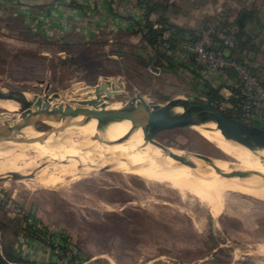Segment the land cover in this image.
<instances>
[{
    "label": "rangeland",
    "instance_id": "1",
    "mask_svg": "<svg viewBox=\"0 0 264 264\" xmlns=\"http://www.w3.org/2000/svg\"><path fill=\"white\" fill-rule=\"evenodd\" d=\"M174 1L176 13L170 17L183 29L201 35L212 28L230 33L229 28L236 29L246 12L257 19L248 20L245 28L247 32L257 28L253 43L264 41V0ZM61 4L62 0H51L12 8L0 3V84L58 104L81 107L103 99L107 104L126 102L136 96L166 102L161 95L193 94L192 84L204 89L205 83L212 85L213 73H224L192 64L178 67L179 77L143 66L132 56L125 60L141 75L131 71L86 74L69 70L64 62L74 61L77 66L100 56L122 60L120 53H131L148 63L149 55L141 36L131 30L104 29L90 34L86 29L91 24L89 18L76 23L75 14L59 22L51 13ZM85 4L88 12L92 6L100 9L103 5L85 2L81 6ZM70 7L76 12L80 5ZM187 47L196 60L193 46ZM228 49L223 53L232 57L226 53ZM172 53L170 50L168 54ZM257 58L263 65L264 54ZM243 64L255 70L250 60ZM236 78L240 94L233 92L235 96L227 95L228 88L212 85L224 98L219 107L264 127V113L254 111L249 97H244L242 80ZM114 80L125 87L111 91L109 84ZM5 113L11 122L20 118L0 107V125L9 123L2 116ZM157 141L186 153L222 157L191 129L161 133ZM86 177L55 189L28 187L26 180L0 182V244L14 258H6L8 263L264 264V200L231 193L226 196L224 210L214 217L198 200L183 199L164 184L118 169Z\"/></svg>",
    "mask_w": 264,
    "mask_h": 264
},
{
    "label": "bare ground",
    "instance_id": "2",
    "mask_svg": "<svg viewBox=\"0 0 264 264\" xmlns=\"http://www.w3.org/2000/svg\"><path fill=\"white\" fill-rule=\"evenodd\" d=\"M27 96L33 98L34 95ZM38 97L45 98L41 95L36 98ZM143 99L151 107L166 105V102L158 101L153 97H143ZM52 104L58 103L52 101ZM104 104L106 110L117 109L123 105L121 102ZM0 107L8 112L17 109L15 103L2 100H0ZM93 110L103 109L97 106ZM2 116L11 124L17 122H11L7 113ZM49 126L50 128L44 134L37 132L33 127H28L21 134L26 140L0 144V178L20 172L30 174L31 170L39 169L46 161L48 165L32 178L26 179L28 185L25 184L28 187L55 189L72 180L99 172L95 167L100 164H113L121 158L139 160L152 155L156 158L137 166L121 164L118 170L124 174L136 175L148 182L164 184L179 192L183 199H196L208 208L214 217L219 216L224 210L226 196L231 193L264 200V180L260 177L242 180L222 176L217 174L209 164L194 157V167L182 165L169 157L162 156V149L153 143H143V134L140 129L133 134L127 145L108 146L92 140L96 131L95 121L85 126H63L62 124H49ZM189 128L221 153L222 157H211L212 163L219 169L225 172L243 170L251 174L264 175V151H253L231 140L215 124ZM130 129L129 121L115 124L105 133V137L109 140H117L127 134ZM175 152L179 155L186 154L180 150ZM79 157L81 159L77 162L67 164L56 162V159Z\"/></svg>",
    "mask_w": 264,
    "mask_h": 264
},
{
    "label": "water",
    "instance_id": "3",
    "mask_svg": "<svg viewBox=\"0 0 264 264\" xmlns=\"http://www.w3.org/2000/svg\"><path fill=\"white\" fill-rule=\"evenodd\" d=\"M246 18L247 14L243 13L238 21L239 24H243ZM215 48L219 49V45L215 46ZM142 63L146 67L149 66L144 60H142ZM28 94L7 84H0V100L15 103L17 109L10 113L20 117L14 124L0 125V144L26 140L21 134L28 127H33L37 132L44 134L50 128L49 124L85 126L95 121L96 131L92 136V140L101 144L108 146L127 145L133 134L140 129L143 134V143H153L162 149V156L169 157L182 165L194 167V157L209 164L217 174L222 176L242 180L257 176L264 180V175L251 174L248 171L231 170V172H225L212 163L210 156L186 152V154L179 155L175 152L177 150L170 149L157 141V136L167 131L190 129V126L215 124L231 140L253 151H264V127L231 115L228 111L213 104L206 96L180 93L179 95L168 97L166 105L163 107H151L142 96H136L129 101L121 102L123 105L120 108L106 110L105 101H92L88 105L80 107L61 103L52 104V101L47 98H36L39 95H34L32 98L27 96ZM97 106H101L103 110H93ZM125 121L131 122V129L127 134L117 140H109L105 137V133L111 126ZM38 125L43 127L40 129ZM155 158L152 155L145 156L139 160L121 158L116 163L100 164L95 169L99 172H107L118 169L121 164L137 166ZM80 159V157L56 159V162L67 164L77 162ZM47 165L48 162L45 161L39 169L31 170L30 174L13 173L7 177L0 178V182L32 178Z\"/></svg>",
    "mask_w": 264,
    "mask_h": 264
},
{
    "label": "trees",
    "instance_id": "4",
    "mask_svg": "<svg viewBox=\"0 0 264 264\" xmlns=\"http://www.w3.org/2000/svg\"><path fill=\"white\" fill-rule=\"evenodd\" d=\"M137 9L143 11V20L140 22L133 20L134 26L132 33L141 36L142 40L146 43L145 50L148 53V64L152 69H160L161 72L173 74L175 76H179L177 69L178 67H185V63H177L175 61V52L179 51L183 48V50H187V45H194L197 41L202 37L199 31L186 30L179 26L177 23H174L171 20L170 14H175L176 9L174 0H135ZM1 3L8 4L10 7L16 6H35L33 2L26 0H0ZM246 13V12H245ZM249 16H253L251 13H246ZM155 17V21L152 18ZM251 19V18H250ZM251 21V20H250ZM156 23L161 26V28H155ZM237 25V24H236ZM238 25L235 29L234 26L230 27V33L234 32L236 35V41L233 47L228 50L231 53V56L238 60L241 63L244 61L241 59V54L248 49V51H254L255 45L253 44L252 34L247 32L244 28H240ZM169 32L170 36L168 38H164V33ZM169 45V47L167 46ZM183 45H186L183 47ZM172 51L173 55H169V51ZM187 52V51H186ZM188 54L190 56L189 61L196 65L195 57H193L189 50ZM123 57L122 60L117 58H111L108 56H100L93 59H89L82 64H78L75 66L74 61L64 62L65 66L69 70H79L83 71L86 74H92L93 72H99L102 70H107L109 72H122V71H131L135 74L141 75L137 69L133 68L125 59L129 57H133V59L139 60L141 63V58L135 54H125L120 53ZM166 62V64H165ZM143 64V63H142ZM143 66H145L143 64ZM253 70V69H252ZM157 71V70H156ZM256 73V70H253ZM144 76V75H143ZM180 77V76H179ZM109 87L111 91H119L124 88V84H121L119 81L114 80L110 81ZM191 91L193 94L188 95H203L208 97L213 104L219 107V104L223 102L224 98L220 94L219 89L212 87L209 83L204 84V89H202L199 85L192 84ZM181 93V92H178ZM162 98L167 99L172 95H161ZM105 98V97H103ZM105 99H103L104 101ZM238 101H234L237 104ZM9 259L14 261L12 258L11 251L6 249L0 244V264H10L8 263Z\"/></svg>",
    "mask_w": 264,
    "mask_h": 264
},
{
    "label": "crops",
    "instance_id": "5",
    "mask_svg": "<svg viewBox=\"0 0 264 264\" xmlns=\"http://www.w3.org/2000/svg\"><path fill=\"white\" fill-rule=\"evenodd\" d=\"M33 2L36 5H42L45 2H50L51 0H26ZM87 3H96V4H103L102 8L98 9L91 8V11H87V4L85 6H81V3H85L82 0H62V4L60 7H54L53 12L51 13L52 16L57 19L59 22L63 19L65 20L68 16L75 14V21L81 22L82 19H88L91 21L89 26H86V29L90 34H96L104 29L109 31H118L119 29H124L128 31L133 30L134 22L136 20L140 22L143 20V11L137 10L135 6H133L132 0H84ZM1 3V2H0ZM74 3L80 5V8H76V12H73V7H70ZM5 4V3H4ZM94 5V4H93ZM120 10V12H118ZM158 24V23H156ZM87 32V31H86ZM255 45L254 51H244L241 56L243 61L250 60V64L252 68L256 70L259 74L262 82L264 83V64L259 65L260 61L258 60V55L264 51L261 50L262 45L264 44L263 40H256L253 43ZM185 49V48H183ZM181 49L180 54H174L175 61L177 63H185L186 66L192 65L191 61H189V54L188 48L187 50ZM261 50V51H260ZM187 51V52H186ZM228 50L226 53H229ZM173 55V54H172ZM212 85H216L218 87H224L227 91V95L235 96L233 92L240 94V86L239 81L236 77L223 74H212ZM238 83V86H237ZM239 92V93H238ZM229 96V97H230ZM263 116V115H262Z\"/></svg>",
    "mask_w": 264,
    "mask_h": 264
},
{
    "label": "built area",
    "instance_id": "6",
    "mask_svg": "<svg viewBox=\"0 0 264 264\" xmlns=\"http://www.w3.org/2000/svg\"><path fill=\"white\" fill-rule=\"evenodd\" d=\"M155 28H159V25L156 24ZM164 38H168L166 32ZM233 44L234 38L229 32L225 30L217 31L214 28L209 29L193 45L192 50L197 56L196 64L201 67H210L213 70H221L227 75L240 78L243 84L242 90L246 92L244 97H249L247 100L253 104L252 107L255 112L264 113V83L259 74L257 72L253 73L247 65L223 53L225 49L231 48ZM217 45H219V49L215 48ZM167 46L169 47V45Z\"/></svg>",
    "mask_w": 264,
    "mask_h": 264
},
{
    "label": "flooded vegetation",
    "instance_id": "7",
    "mask_svg": "<svg viewBox=\"0 0 264 264\" xmlns=\"http://www.w3.org/2000/svg\"><path fill=\"white\" fill-rule=\"evenodd\" d=\"M251 18V19H250ZM248 20H251V21H253V22H256L257 21V19H255L254 18V16H249L248 14H247V18H246V20L244 21V23L243 24H240L239 26H240V28H246V24H247V22H248ZM250 34H252L251 36H252V38H254V37H256L257 35H258V30H257V28H254V30H252L251 32H249ZM230 35L234 38V42L236 41V35H235V33L234 32H232V33H230ZM243 60V59H242Z\"/></svg>",
    "mask_w": 264,
    "mask_h": 264
}]
</instances>
